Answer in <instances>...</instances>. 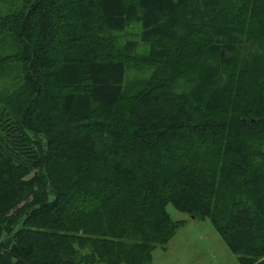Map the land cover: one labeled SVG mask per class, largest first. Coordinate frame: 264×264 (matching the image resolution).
I'll return each mask as SVG.
<instances>
[{"label":"trees","instance_id":"obj_1","mask_svg":"<svg viewBox=\"0 0 264 264\" xmlns=\"http://www.w3.org/2000/svg\"><path fill=\"white\" fill-rule=\"evenodd\" d=\"M8 63L0 264H147L167 203L264 264V0H19Z\"/></svg>","mask_w":264,"mask_h":264},{"label":"rangeland","instance_id":"obj_2","mask_svg":"<svg viewBox=\"0 0 264 264\" xmlns=\"http://www.w3.org/2000/svg\"><path fill=\"white\" fill-rule=\"evenodd\" d=\"M19 7V0H0V14L7 15ZM137 29L130 27L125 33L117 35V39L135 37ZM11 41V40H10ZM138 53H146L147 46L139 42ZM6 52H12L13 47H5ZM0 82L4 83V92L10 88H16L19 84L18 79L12 78L17 74L14 63L2 64ZM150 69L137 68L127 69L126 86L134 85L138 81L147 77ZM1 72V69H0ZM165 210L171 220H183V223L175 230L170 240L163 246H155L151 249L147 264H239L237 256L230 252L217 232L210 224L208 217L192 218L186 213L176 210L171 203L165 205ZM88 264V263H82ZM101 264V263H93ZM123 264V263H121Z\"/></svg>","mask_w":264,"mask_h":264}]
</instances>
